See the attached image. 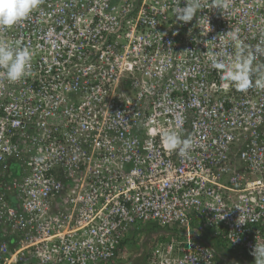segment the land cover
Segmentation results:
<instances>
[{
	"label": "built area",
	"instance_id": "built-area-1",
	"mask_svg": "<svg viewBox=\"0 0 264 264\" xmlns=\"http://www.w3.org/2000/svg\"><path fill=\"white\" fill-rule=\"evenodd\" d=\"M185 2L40 0L0 26L33 53L20 80L0 69V264H111L136 230L141 264H256L264 68L241 92L210 57L230 59L236 31L264 64V0H199L183 23Z\"/></svg>",
	"mask_w": 264,
	"mask_h": 264
},
{
	"label": "clouds",
	"instance_id": "clouds-1",
	"mask_svg": "<svg viewBox=\"0 0 264 264\" xmlns=\"http://www.w3.org/2000/svg\"><path fill=\"white\" fill-rule=\"evenodd\" d=\"M40 0H0V26L10 28L19 21L29 17L39 5ZM180 4V0H179ZM175 9L176 20L188 23L196 16L200 8L199 0H186L184 6ZM233 43L231 58L227 60L210 57V66L220 73L222 81L229 82L238 91H246L253 87L252 77L260 73L264 64L253 67L252 56L248 46L240 39L238 32L228 33ZM257 55L264 52L257 49ZM33 53L28 48H13L0 45V69L9 81H17L27 75ZM256 87L264 86V77L255 81ZM162 139L169 151H175L180 156H186L191 148L190 139H182L180 134L173 130H164ZM256 264H264V243H255L252 253Z\"/></svg>",
	"mask_w": 264,
	"mask_h": 264
},
{
	"label": "crops",
	"instance_id": "crops-1",
	"mask_svg": "<svg viewBox=\"0 0 264 264\" xmlns=\"http://www.w3.org/2000/svg\"><path fill=\"white\" fill-rule=\"evenodd\" d=\"M136 232H138L139 234H135ZM146 232L147 231H145V230H142V232L141 231H134L133 232V237H132V240L130 241V242H137L138 240H140L141 239V233H142V235H143V237L146 235ZM137 236H138V238H137ZM142 239H141V243H140V248H141V246H142ZM210 244L216 249V250H220V249H222V247H223V244H221L220 243V241L219 240H216V239H212L211 240V242H210ZM224 251V250H223ZM139 254H141V252H139ZM139 254H138V256H139ZM135 256V255H134ZM122 256H120V257H118L115 261H114V263H121V262H123L122 261V259L123 258H121ZM243 259V260H242ZM250 260H247V258L244 256V258L242 257V258H240L239 259V263H241V264H250V262H249ZM123 264V263H122ZM124 264H141V262L140 261H133V260H127L126 262H124Z\"/></svg>",
	"mask_w": 264,
	"mask_h": 264
},
{
	"label": "rangeland",
	"instance_id": "rangeland-1",
	"mask_svg": "<svg viewBox=\"0 0 264 264\" xmlns=\"http://www.w3.org/2000/svg\"><path fill=\"white\" fill-rule=\"evenodd\" d=\"M150 228H153V227H150ZM135 234H139L138 232H136ZM143 237L142 233H141V238ZM138 238V236H137ZM132 240V238H131ZM140 243H141V239L138 240L137 242H127L126 244V249L122 252L121 254V258L123 262L121 263H111V264H124V262H126L127 260H133V261H140L141 260V257L140 256H137L139 254V252H141V248H140ZM136 255V256H134Z\"/></svg>",
	"mask_w": 264,
	"mask_h": 264
},
{
	"label": "trees",
	"instance_id": "trees-1",
	"mask_svg": "<svg viewBox=\"0 0 264 264\" xmlns=\"http://www.w3.org/2000/svg\"><path fill=\"white\" fill-rule=\"evenodd\" d=\"M11 168L15 171V172H17V171H19V167H18V165L17 164H12V166H11ZM125 242V241H124ZM126 243V242H125Z\"/></svg>",
	"mask_w": 264,
	"mask_h": 264
}]
</instances>
